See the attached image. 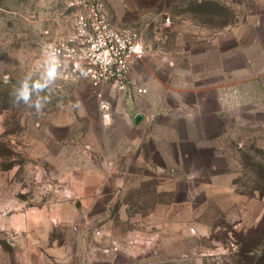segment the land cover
I'll list each match as a JSON object with an SVG mask.
<instances>
[{
	"label": "rangeland",
	"instance_id": "obj_1",
	"mask_svg": "<svg viewBox=\"0 0 264 264\" xmlns=\"http://www.w3.org/2000/svg\"><path fill=\"white\" fill-rule=\"evenodd\" d=\"M103 1L142 34L136 98L160 78V112L217 114V136L175 173L111 163L105 87L48 78L46 47L73 30L63 0H0V264H264V0ZM186 81L204 96L170 98Z\"/></svg>",
	"mask_w": 264,
	"mask_h": 264
},
{
	"label": "built area",
	"instance_id": "obj_2",
	"mask_svg": "<svg viewBox=\"0 0 264 264\" xmlns=\"http://www.w3.org/2000/svg\"><path fill=\"white\" fill-rule=\"evenodd\" d=\"M73 17V30L48 45L44 64L55 62V77L63 83L90 82L97 87L111 85L124 93H143L132 79V71L146 51L142 34L133 27H120L112 20L103 0H63ZM104 121L111 105L97 94Z\"/></svg>",
	"mask_w": 264,
	"mask_h": 264
},
{
	"label": "crops",
	"instance_id": "obj_3",
	"mask_svg": "<svg viewBox=\"0 0 264 264\" xmlns=\"http://www.w3.org/2000/svg\"><path fill=\"white\" fill-rule=\"evenodd\" d=\"M186 84L189 86L179 91L181 92L179 95L169 91L170 98L188 99L191 95L194 97L198 94L204 96V90L193 88L190 82L186 81ZM156 86V93L151 91L152 84H149L147 88L150 91L146 95L136 98L137 92H134L133 89L130 94H127L118 90L111 91L109 85H104L103 96L111 105L110 114L111 120H113L112 126L106 127L105 132L116 131L117 133V152L114 153L116 160L115 162L111 160V163L155 164L158 166V171L162 164L166 169L170 168L171 172L175 173L179 165L182 166L190 159V154L186 151L187 148H196L198 145L207 147L208 143L214 142L213 139L217 135L212 134L211 128L220 122L217 114H212L208 118L207 114L200 113L199 121H196L195 112L181 110L183 114L177 105L172 104L160 112V78L157 80ZM97 104L100 109L99 99H97ZM187 105L194 108V104L190 102ZM121 120L125 124H131V131H135V134L129 138L124 136L119 126ZM140 123L143 124L138 126ZM127 140L129 142L126 145L128 150L125 151L124 143ZM133 156H135L134 160L129 159ZM217 156L219 157L220 154ZM211 170L216 172L213 167ZM216 173L219 175L218 177L222 175V172Z\"/></svg>",
	"mask_w": 264,
	"mask_h": 264
},
{
	"label": "clouds",
	"instance_id": "obj_4",
	"mask_svg": "<svg viewBox=\"0 0 264 264\" xmlns=\"http://www.w3.org/2000/svg\"><path fill=\"white\" fill-rule=\"evenodd\" d=\"M55 77V62H51V66L48 69V78L53 79ZM34 87H43V85H40L39 83H36ZM30 90L28 89L27 85L24 84L22 89L19 92V97L18 99H23L25 103H27L30 99ZM39 110V107L37 108Z\"/></svg>",
	"mask_w": 264,
	"mask_h": 264
},
{
	"label": "trees",
	"instance_id": "obj_5",
	"mask_svg": "<svg viewBox=\"0 0 264 264\" xmlns=\"http://www.w3.org/2000/svg\"><path fill=\"white\" fill-rule=\"evenodd\" d=\"M261 227H262V226H260V229L262 230L263 227H262V228H261Z\"/></svg>",
	"mask_w": 264,
	"mask_h": 264
},
{
	"label": "water",
	"instance_id": "obj_6",
	"mask_svg": "<svg viewBox=\"0 0 264 264\" xmlns=\"http://www.w3.org/2000/svg\"><path fill=\"white\" fill-rule=\"evenodd\" d=\"M77 206H80V203H78V205Z\"/></svg>",
	"mask_w": 264,
	"mask_h": 264
}]
</instances>
